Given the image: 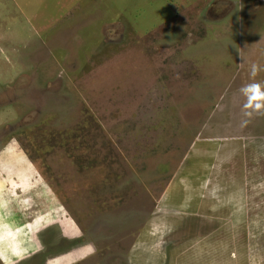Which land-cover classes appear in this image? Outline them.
Wrapping results in <instances>:
<instances>
[{
    "label": "rangeland",
    "instance_id": "1",
    "mask_svg": "<svg viewBox=\"0 0 264 264\" xmlns=\"http://www.w3.org/2000/svg\"><path fill=\"white\" fill-rule=\"evenodd\" d=\"M252 64L264 0H0V264H264Z\"/></svg>",
    "mask_w": 264,
    "mask_h": 264
},
{
    "label": "clouds",
    "instance_id": "2",
    "mask_svg": "<svg viewBox=\"0 0 264 264\" xmlns=\"http://www.w3.org/2000/svg\"><path fill=\"white\" fill-rule=\"evenodd\" d=\"M264 70L257 64L251 66V76L255 77L259 71ZM240 94L245 98V109H250L257 114H264V84L249 83L240 88ZM251 115V112L247 113Z\"/></svg>",
    "mask_w": 264,
    "mask_h": 264
}]
</instances>
